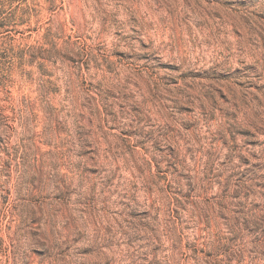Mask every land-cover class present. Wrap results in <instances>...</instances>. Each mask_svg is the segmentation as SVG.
Here are the masks:
<instances>
[{"label":"rangeland","instance_id":"rangeland-1","mask_svg":"<svg viewBox=\"0 0 264 264\" xmlns=\"http://www.w3.org/2000/svg\"><path fill=\"white\" fill-rule=\"evenodd\" d=\"M245 173L264 0H0V264H188Z\"/></svg>","mask_w":264,"mask_h":264},{"label":"trees","instance_id":"trees-1","mask_svg":"<svg viewBox=\"0 0 264 264\" xmlns=\"http://www.w3.org/2000/svg\"><path fill=\"white\" fill-rule=\"evenodd\" d=\"M241 177L236 185L231 180L222 184L215 201L193 202L205 235L186 240L188 264H264L263 177L252 184L246 173Z\"/></svg>","mask_w":264,"mask_h":264}]
</instances>
